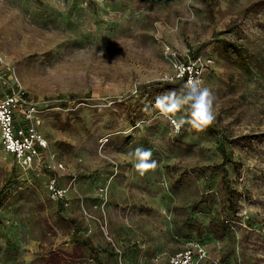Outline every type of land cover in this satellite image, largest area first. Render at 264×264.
Here are the masks:
<instances>
[{"label":"rangeland","instance_id":"1","mask_svg":"<svg viewBox=\"0 0 264 264\" xmlns=\"http://www.w3.org/2000/svg\"><path fill=\"white\" fill-rule=\"evenodd\" d=\"M189 78L215 128L177 135L153 104ZM12 89L47 148L23 167L0 129V264H170L192 244L199 264H264V0H0ZM137 147L158 162L143 177Z\"/></svg>","mask_w":264,"mask_h":264},{"label":"built area","instance_id":"2","mask_svg":"<svg viewBox=\"0 0 264 264\" xmlns=\"http://www.w3.org/2000/svg\"><path fill=\"white\" fill-rule=\"evenodd\" d=\"M181 76L187 72L188 65L180 64ZM36 101L23 90L12 89L0 97V129L2 141L6 150L12 153L19 165L26 167L34 162L45 163L43 151L47 148L46 139L37 131L39 124ZM59 167L62 163L55 162ZM52 196L59 199L65 195V189L60 187L53 177L49 181ZM206 258V250L200 244H195L174 253L170 264H199Z\"/></svg>","mask_w":264,"mask_h":264},{"label":"clouds","instance_id":"3","mask_svg":"<svg viewBox=\"0 0 264 264\" xmlns=\"http://www.w3.org/2000/svg\"><path fill=\"white\" fill-rule=\"evenodd\" d=\"M216 97L210 88L196 78H189L179 90L172 89L155 98L153 108L155 119L169 121L175 134H179L185 125L188 130L197 133L205 131L214 121ZM178 113H184L177 117ZM142 122H137V127ZM129 129L124 135L130 134ZM129 155L136 161L135 171L143 177L149 171L158 167V162L152 159V152L143 147H137Z\"/></svg>","mask_w":264,"mask_h":264},{"label":"trees","instance_id":"4","mask_svg":"<svg viewBox=\"0 0 264 264\" xmlns=\"http://www.w3.org/2000/svg\"><path fill=\"white\" fill-rule=\"evenodd\" d=\"M185 76H186V73H184V74L182 75L183 79L185 78ZM209 127H211V128H215V125H214V124H211ZM224 158H226V157L224 156Z\"/></svg>","mask_w":264,"mask_h":264}]
</instances>
